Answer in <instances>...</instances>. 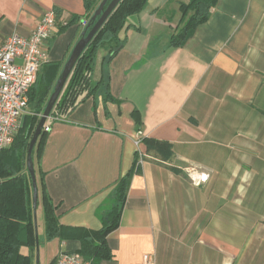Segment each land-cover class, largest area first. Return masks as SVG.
Here are the masks:
<instances>
[{
  "label": "crops",
  "instance_id": "1",
  "mask_svg": "<svg viewBox=\"0 0 264 264\" xmlns=\"http://www.w3.org/2000/svg\"><path fill=\"white\" fill-rule=\"evenodd\" d=\"M88 1L93 10L100 2ZM181 1L148 0L109 63L98 50L92 81L105 85L53 120L33 153L36 211L43 216L46 195L60 225L97 231L126 175L119 223L106 235L111 258L100 264L145 254L155 264H264V195L249 206L244 190L256 177L264 184V0H215L176 46ZM48 10L56 20L45 51L62 68L84 30L85 0H0V44L29 36ZM189 166L206 180L194 185ZM42 224L44 264L62 251L85 260L78 239L47 240Z\"/></svg>",
  "mask_w": 264,
  "mask_h": 264
},
{
  "label": "trees",
  "instance_id": "2",
  "mask_svg": "<svg viewBox=\"0 0 264 264\" xmlns=\"http://www.w3.org/2000/svg\"><path fill=\"white\" fill-rule=\"evenodd\" d=\"M147 1L119 0L76 60L51 109L50 116L66 117L79 103L105 85L103 79L98 82L92 81L96 54L98 50L104 48L107 51L104 63L111 61L125 44L121 33L128 25L127 18L139 13ZM214 5L215 0L181 1L180 22L170 37V44L176 46L184 44L194 29L208 19ZM93 9L92 2L85 0L86 22L89 21ZM60 72L61 67L58 63L48 62L40 68L28 94V112L22 116L12 144L0 152V264H33L35 230L31 205L32 186L29 174L25 177L21 173V166L25 161L33 130ZM106 93L110 96L107 89ZM45 133L42 129L38 135L31 157ZM18 152L21 154V164L16 155ZM127 186L128 176H122L117 180L112 189V205L101 216V228L93 232L60 225L53 203L43 195L45 238L78 239L82 244L79 253L89 264H100L101 260L110 259L111 251L106 242V235L118 226ZM22 247H28L30 252L22 253Z\"/></svg>",
  "mask_w": 264,
  "mask_h": 264
},
{
  "label": "built area",
  "instance_id": "3",
  "mask_svg": "<svg viewBox=\"0 0 264 264\" xmlns=\"http://www.w3.org/2000/svg\"><path fill=\"white\" fill-rule=\"evenodd\" d=\"M55 20L52 10L45 11L29 36L14 33L0 44V152L12 144L21 118L27 113L29 91L40 68L49 62L45 48ZM82 25H86L85 20ZM57 119L49 115L42 129L48 131L51 122ZM194 169L190 170V180L194 185H199L205 176ZM53 264L89 262L78 253L62 251ZM139 264H155L154 256L145 254Z\"/></svg>",
  "mask_w": 264,
  "mask_h": 264
},
{
  "label": "water",
  "instance_id": "4",
  "mask_svg": "<svg viewBox=\"0 0 264 264\" xmlns=\"http://www.w3.org/2000/svg\"><path fill=\"white\" fill-rule=\"evenodd\" d=\"M118 2L119 0H100V2L98 3L89 21L86 22V28H84V30L81 32V37L74 44L68 58L65 60L62 66L60 75L58 76L55 82L53 90L46 102V105L42 113L39 116L38 122L29 140V144H28V148H27V152L25 156V166L30 176L31 185H32V209H33V220H34V227H35L36 259H38V235H37V230H36V205H37V199H38V192H37L36 178H35V173H34V168H33L32 157H31L32 148L76 60L78 59L79 55L81 54L82 50L84 49L88 41L93 37V35L101 27V25L104 23V21L106 20V18L108 17V15L111 13V11L113 10V8L116 6Z\"/></svg>",
  "mask_w": 264,
  "mask_h": 264
},
{
  "label": "rangeland",
  "instance_id": "5",
  "mask_svg": "<svg viewBox=\"0 0 264 264\" xmlns=\"http://www.w3.org/2000/svg\"><path fill=\"white\" fill-rule=\"evenodd\" d=\"M27 112H28V109H27ZM191 169H194V168H191V166H189V167L186 168V171L184 170L185 174L189 177V179H191L190 176H192V174L190 172ZM200 172H201V170H200ZM204 176L205 177H204L203 181H205L206 178H207L206 174H204ZM244 190H245V200L248 201L249 198L253 194V197L256 198L257 201H260V199L262 198V195H264V184H263V182H259L257 180V177H256V178L252 179L251 181L249 180L247 183L244 184ZM250 203H251V201L249 200V203H248L249 206H250ZM253 203H254V206L257 205L256 202H253ZM36 217H37V220H38L37 234H38L39 242H41L42 234H43V224H42L43 216H42V211H41L40 207H38V209L36 211ZM27 249L28 248H26V247H22L21 251L26 253ZM33 264H44V261H43V258L41 256V254H40V250L39 249H38V259H36V250H34Z\"/></svg>",
  "mask_w": 264,
  "mask_h": 264
}]
</instances>
